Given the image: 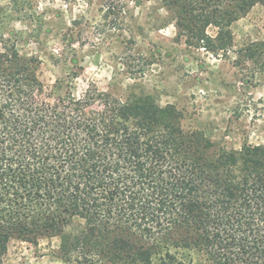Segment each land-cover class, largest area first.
I'll return each instance as SVG.
<instances>
[{"label": "trees", "instance_id": "obj_1", "mask_svg": "<svg viewBox=\"0 0 264 264\" xmlns=\"http://www.w3.org/2000/svg\"><path fill=\"white\" fill-rule=\"evenodd\" d=\"M165 3L178 35L207 48L213 26L224 51L232 23L264 7ZM0 38V264L12 239L51 237L64 264H264V147L213 149L144 93L54 96L38 59Z\"/></svg>", "mask_w": 264, "mask_h": 264}, {"label": "rangeland", "instance_id": "obj_2", "mask_svg": "<svg viewBox=\"0 0 264 264\" xmlns=\"http://www.w3.org/2000/svg\"><path fill=\"white\" fill-rule=\"evenodd\" d=\"M12 1L0 0V36L18 54L38 59L47 92L79 97L95 85L124 101L148 94L213 149L264 147L262 5L232 23L233 45L224 51L211 48L217 46L213 26L203 36L207 48L178 35L166 0ZM75 225L66 233L74 234ZM59 245V237L12 239L2 264H64ZM71 254L69 264H77L80 256Z\"/></svg>", "mask_w": 264, "mask_h": 264}]
</instances>
